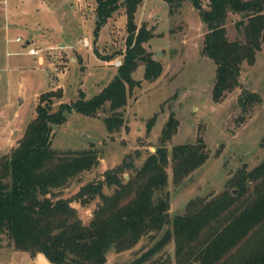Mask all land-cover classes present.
<instances>
[{"label":"rangeland","instance_id":"obj_1","mask_svg":"<svg viewBox=\"0 0 264 264\" xmlns=\"http://www.w3.org/2000/svg\"><path fill=\"white\" fill-rule=\"evenodd\" d=\"M200 1L205 7L207 0ZM95 6L94 0H0V158L15 148L26 125L36 116L34 108L40 94L59 92L60 96L52 100L54 112L79 100V92L85 99L98 95L113 80L118 68L114 64L122 62L120 54L126 48V19L119 9L95 35ZM239 19L237 14H228L226 36L231 42L243 41L235 23ZM134 23L137 27L145 24L152 34L154 25L159 27L156 32H162L163 39L153 34L154 39L142 45L161 64L159 77L145 80L144 64L138 63L132 77L140 84L128 92L122 109L124 123L115 133L109 134L104 126L107 107L96 118L71 112L62 124L51 125V149L63 153L93 149L98 160L54 192L70 200L86 225L100 198L83 205L77 191L87 182L102 179L105 170L123 159L139 167L162 145L161 132L169 117L175 121L176 131L164 142L168 158L172 147L195 145L198 139L204 142L208 158L178 183L173 181L169 161L164 192L169 196L170 222L142 236L130 249L117 252L111 247L105 264H129L154 247L166 230L172 231V218L185 213L190 200L201 207L218 199L233 187L238 171H250L264 158V43L253 64L241 65L239 87L214 103L211 89L215 66L201 54L206 28L190 3L182 1L170 15L163 0L142 1ZM27 40L29 46L24 44ZM32 48L37 54L30 56L27 51ZM252 93L259 101L242 106L247 94ZM123 176L129 177L127 172ZM112 190L104 186L102 192L110 194ZM257 227L224 253L218 264L238 262L254 250L264 224ZM175 250L172 235L163 247L145 256L142 264H179ZM37 256L16 250L6 234L0 238V264H36ZM188 259L189 264H200L195 252Z\"/></svg>","mask_w":264,"mask_h":264},{"label":"trees","instance_id":"obj_2","mask_svg":"<svg viewBox=\"0 0 264 264\" xmlns=\"http://www.w3.org/2000/svg\"><path fill=\"white\" fill-rule=\"evenodd\" d=\"M94 1L95 35L119 9H123L126 19V48L120 54L122 64L113 80L98 95L85 99V94L79 92V100L54 112L52 100L60 96L59 92L40 94L34 108L36 116L26 125L15 148L0 158V238L6 234L16 250L32 256L42 253L51 264H105V254L111 247L117 252L130 249L142 236L161 230L170 222L169 196L164 192L169 161L173 181L178 183L208 158L201 139L195 145L172 147L168 158L164 142L176 131V123L169 117L161 132L162 145L139 167L123 159L119 165L105 170L102 179L87 182L77 191L76 197L83 205L100 198L86 225L70 200L54 192L94 167L98 160L93 149L69 153L51 149V125L62 124L71 112L96 118L107 107L104 126L109 134L119 131L124 123L122 109L128 92L140 84L132 77L138 63L144 64L143 76L147 81L158 78L162 69L142 47L153 37L152 29L134 23L137 7L143 0ZM163 1L168 4L170 15L175 14L182 1H188L197 11L206 28L201 54L215 66L212 101L219 103L239 87L241 65L253 64L255 53L264 43V0H207L205 7L200 0ZM229 13L240 16L235 23L241 29L243 41L227 39ZM254 100L259 101L257 95L247 94L241 105ZM153 120L154 117L148 127ZM124 172L128 178L123 176ZM232 185L229 192L201 207L190 200L186 212L172 218V231L166 230L154 247L129 264H142L145 256L163 247L172 235L179 264H189L193 252L200 264H218L224 253L264 224V158L252 170L238 171ZM104 186L113 187L112 192L103 193ZM261 231L254 250L238 262L223 264H264V230Z\"/></svg>","mask_w":264,"mask_h":264},{"label":"water","instance_id":"obj_3","mask_svg":"<svg viewBox=\"0 0 264 264\" xmlns=\"http://www.w3.org/2000/svg\"><path fill=\"white\" fill-rule=\"evenodd\" d=\"M234 193H236V190H234ZM35 263L36 264H51L42 253L38 254V256L35 259Z\"/></svg>","mask_w":264,"mask_h":264},{"label":"crops","instance_id":"obj_4","mask_svg":"<svg viewBox=\"0 0 264 264\" xmlns=\"http://www.w3.org/2000/svg\"><path fill=\"white\" fill-rule=\"evenodd\" d=\"M146 1H147V0H143V3H145ZM147 13L149 14V12H147ZM158 30H159V27L156 26V25H154V26H153V32L155 31V32L153 33V34L155 35L154 38H159V39L161 38V39H163V37H161V33H162V32H159V33L156 32V31H158ZM156 36H158V37H156ZM154 38H151V40L154 39ZM24 44L29 46V45H30V41L27 40V41H25Z\"/></svg>","mask_w":264,"mask_h":264},{"label":"built area","instance_id":"obj_5","mask_svg":"<svg viewBox=\"0 0 264 264\" xmlns=\"http://www.w3.org/2000/svg\"><path fill=\"white\" fill-rule=\"evenodd\" d=\"M17 42H20L21 40L19 38L16 39ZM27 54L30 55V56H33V55H36L37 54V50L32 48L30 50L27 51ZM122 64L121 61L117 60L114 64V66L117 68L119 67L120 65Z\"/></svg>","mask_w":264,"mask_h":264}]
</instances>
